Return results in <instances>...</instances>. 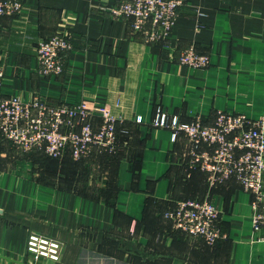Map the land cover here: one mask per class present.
<instances>
[{
  "label": "crops",
  "instance_id": "obj_1",
  "mask_svg": "<svg viewBox=\"0 0 264 264\" xmlns=\"http://www.w3.org/2000/svg\"><path fill=\"white\" fill-rule=\"evenodd\" d=\"M22 1V14L0 18L2 92L53 105L84 100L95 128L107 108L120 141L99 160L110 159L109 194L71 187L39 150L24 152L0 134V264H264L252 193L235 177L210 185L191 166L190 139L153 124L160 110L206 123L219 110L264 118V0H186L158 44L112 17L116 0ZM61 32L73 47L64 70L44 76L37 42ZM191 45L209 55L206 68L180 63ZM186 198L212 199L226 236L210 244L176 228L165 213ZM31 231L62 241L58 261L34 260Z\"/></svg>",
  "mask_w": 264,
  "mask_h": 264
},
{
  "label": "built area",
  "instance_id": "obj_2",
  "mask_svg": "<svg viewBox=\"0 0 264 264\" xmlns=\"http://www.w3.org/2000/svg\"><path fill=\"white\" fill-rule=\"evenodd\" d=\"M185 3L186 0H116L108 12L113 18L128 22L146 42L158 44L168 39ZM23 9L22 0H0V18L19 16ZM72 47L71 36L65 32L40 38L36 45L38 72L44 76L61 73ZM179 61L203 69L210 64V57L191 45L181 52ZM4 74V66L0 64V134L19 149L24 152L43 149L54 158H62L70 151L76 160L116 152L118 119L107 108L100 110L103 120L95 128V113L86 101L53 105L39 95L31 100L8 96L1 90ZM153 124L172 129L174 138L183 132L190 139L191 166L206 171L210 185L237 178L253 195L254 228L264 227V118L252 119L246 113L219 110L215 121L206 123L199 117L181 120L160 110ZM165 216L176 228L201 236L210 244L226 236L218 226L220 211L210 198L179 199ZM26 249L34 260L58 261L63 243L31 231Z\"/></svg>",
  "mask_w": 264,
  "mask_h": 264
},
{
  "label": "rangeland",
  "instance_id": "obj_3",
  "mask_svg": "<svg viewBox=\"0 0 264 264\" xmlns=\"http://www.w3.org/2000/svg\"><path fill=\"white\" fill-rule=\"evenodd\" d=\"M65 155L66 153L64 156ZM101 158V155H93L77 160L82 161L83 165L88 167L90 172H88V174L78 173L77 179H74L72 183L68 178H65L64 181L68 182L69 185H75L74 187L76 189L84 192H97L98 190L103 192L111 183L109 182L108 172H106L107 167H109L110 159L107 158L108 161H105V164H103L102 161H99ZM73 159L76 160L75 158Z\"/></svg>",
  "mask_w": 264,
  "mask_h": 264
},
{
  "label": "trees",
  "instance_id": "obj_4",
  "mask_svg": "<svg viewBox=\"0 0 264 264\" xmlns=\"http://www.w3.org/2000/svg\"><path fill=\"white\" fill-rule=\"evenodd\" d=\"M120 141V132L118 131V142ZM40 151L39 158L46 163V166L49 168V170H56L57 173H62L65 178L70 179L71 183L74 181V179H77L78 173L82 174H88L90 170L88 167H85L83 165L82 161L74 160L70 151L66 153L65 156L62 158H54L45 153L43 149H35ZM34 151V150H33ZM31 151V152H33ZM29 152V153H31ZM113 184L110 183V186L106 188L103 192H108L109 194L113 192ZM72 187V184H70Z\"/></svg>",
  "mask_w": 264,
  "mask_h": 264
}]
</instances>
